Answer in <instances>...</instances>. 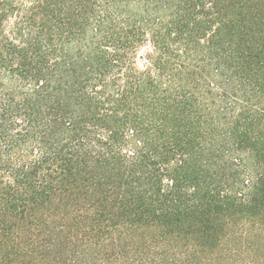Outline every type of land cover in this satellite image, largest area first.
<instances>
[{"label":"trees","instance_id":"trees-1","mask_svg":"<svg viewBox=\"0 0 264 264\" xmlns=\"http://www.w3.org/2000/svg\"><path fill=\"white\" fill-rule=\"evenodd\" d=\"M0 264H264V0H0Z\"/></svg>","mask_w":264,"mask_h":264},{"label":"rangeland","instance_id":"rangeland-1","mask_svg":"<svg viewBox=\"0 0 264 264\" xmlns=\"http://www.w3.org/2000/svg\"><path fill=\"white\" fill-rule=\"evenodd\" d=\"M145 50V48H143V51Z\"/></svg>","mask_w":264,"mask_h":264}]
</instances>
